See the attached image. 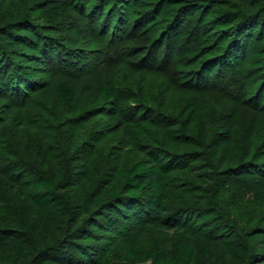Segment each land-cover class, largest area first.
Listing matches in <instances>:
<instances>
[{"label":"rangeland","instance_id":"1","mask_svg":"<svg viewBox=\"0 0 264 264\" xmlns=\"http://www.w3.org/2000/svg\"><path fill=\"white\" fill-rule=\"evenodd\" d=\"M245 1L0 0V264H34L39 250L69 234L73 223L107 212L95 202L120 191L121 172L150 165L149 153L179 158L169 176L177 211L164 223L174 228L162 224L163 212L122 220L134 238L89 227L72 240L84 253L38 264H88L94 255L130 264V247L146 253L158 243L167 252L179 240L193 249L194 264L264 262V207L255 209L256 198H264V32L259 20L250 24L242 54L232 56L226 32L246 23L235 29L222 19L224 12L264 14V6L251 10ZM53 7L66 17L51 25L42 13ZM25 31L41 39L40 51L21 43ZM8 75L22 82L5 87ZM103 77L118 89L117 110L96 97ZM61 78L85 88L71 112L56 91ZM136 122L149 134L134 132ZM20 160L38 164L55 182L69 172L60 193L71 213L63 215L59 202L47 209L30 203L26 192L35 193L40 180L19 169ZM219 179L238 187V205L220 192ZM211 198L221 200L234 224L203 209Z\"/></svg>","mask_w":264,"mask_h":264},{"label":"trees","instance_id":"2","mask_svg":"<svg viewBox=\"0 0 264 264\" xmlns=\"http://www.w3.org/2000/svg\"><path fill=\"white\" fill-rule=\"evenodd\" d=\"M156 1L163 2L167 0ZM235 1L246 4L245 0ZM256 5L264 6V0H251L249 2V8L251 10H253ZM64 17H66V14L59 8L54 7L47 9L42 13L43 21L51 25ZM222 19L223 22L228 25L233 24V28L238 27V25L241 27V24L244 25L246 23L245 26L237 31L229 29V31L226 32V36L231 38L230 43H233L231 44L232 56L242 54L245 40L249 38L250 35L247 32V28L250 24L259 20V23H257L259 25L257 26L258 30L259 32H264V14L244 15L240 12H224L222 13ZM28 35V31H25L24 40H22L21 43L29 46L30 49L34 51H40L41 49L39 50L38 46L41 39L38 37L37 40H31L28 38ZM15 45V43H11L8 50L12 52V49H15L16 47ZM15 75H8V78L4 79V84L2 85L11 88V84H13L14 81L15 84H20L22 81L17 83ZM18 76L23 81H30L28 75L18 74ZM7 82L10 85H5ZM1 88L2 87H0V89ZM84 90L85 88L71 83L68 79L61 78L56 81V91L60 99L61 107L67 112L73 110L75 101L79 97V92ZM95 94L99 100H103L110 104L113 103L116 110L119 108L120 97L118 89L111 79L103 77L101 79V85L95 89ZM247 128L249 136H252L254 130L251 128L250 123L247 124ZM131 129L140 135L149 134L148 129L143 127L139 122L131 124ZM243 150L244 154H249V141L244 143ZM149 156L152 162L150 165L138 162L130 169L121 172V176L124 178V184L119 192L114 190L110 191L105 199H99L95 202L96 209L101 208L107 212L98 214L96 218H91L90 221H82L78 227H75V223H73L69 234H65V236L62 239L57 240L53 246L39 250V255L34 264H38L40 261L45 260L47 256L51 255H56L61 258V260L68 262L74 259L77 253H84L86 251L84 248L85 246L72 240L74 238L83 239L84 236H87L90 232L89 227H103L107 229L109 233H119L123 236L134 238L135 233L130 232L126 227H123L121 224L122 220L141 221L143 215L147 216L152 213L161 214V212H163L162 215L165 216V219L162 221V224H164L165 221H167L166 219L171 217L172 214L177 211V192L170 185L169 176L177 169L176 163L179 158L176 156H169L166 158L157 153H149ZM18 167L19 169L31 172L40 180L34 185L35 193L29 191L26 192V197L34 207L47 209L50 208L54 202H59L63 212H65L63 215H67L69 212L71 213V211H69L70 207L67 203L66 197L60 193L64 189L63 187L67 182L69 172L66 171L61 181L55 182L48 171H44L41 166L34 162L20 160ZM221 179H219V181H221L220 192L228 196V199H230L232 204L238 205L239 200L237 196L240 195L237 194V192H240L238 191V187H232L231 182L227 181L226 183V181H222L223 179ZM4 199L8 202L10 201L7 197ZM12 205L16 207L15 201H12ZM255 205L258 207L255 209L260 211L264 207V198L257 197ZM220 208L221 200L218 201L217 198H211L206 206L203 207V209L208 210L211 213L217 212L223 220L228 221V224H234V222L226 218V215ZM16 212L19 214L18 209H16ZM61 214L62 213H58L57 215L60 216ZM72 218V214L68 216V220H72ZM207 218L208 216L206 215L202 217L203 220ZM164 226L168 229L174 228L173 225L170 224H164ZM25 229L28 231L29 237L34 238L33 240H35V232L32 229L30 222L25 225ZM262 234L263 233H260L256 237H253L252 242H254L258 236H262ZM249 240H251V238ZM209 250V245L200 247V251L204 258L207 256ZM107 254L108 253H106V255ZM130 255L132 257V262L130 264L147 262H150V264H194L195 262L193 249L184 240L175 241L167 252H165L158 243H155L146 253L139 252L134 247H130ZM86 262L88 264H110L107 258L105 259L104 256L98 255H96V257L94 255L87 258ZM262 264H264V262Z\"/></svg>","mask_w":264,"mask_h":264},{"label":"built area","instance_id":"3","mask_svg":"<svg viewBox=\"0 0 264 264\" xmlns=\"http://www.w3.org/2000/svg\"><path fill=\"white\" fill-rule=\"evenodd\" d=\"M140 264H150V262H147V263H140Z\"/></svg>","mask_w":264,"mask_h":264}]
</instances>
